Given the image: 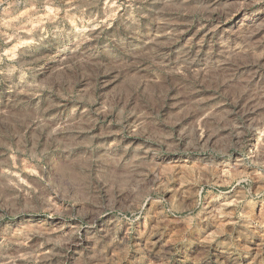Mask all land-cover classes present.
Listing matches in <instances>:
<instances>
[{
	"label": "rangeland",
	"instance_id": "obj_1",
	"mask_svg": "<svg viewBox=\"0 0 264 264\" xmlns=\"http://www.w3.org/2000/svg\"><path fill=\"white\" fill-rule=\"evenodd\" d=\"M0 264H264V0H0Z\"/></svg>",
	"mask_w": 264,
	"mask_h": 264
}]
</instances>
